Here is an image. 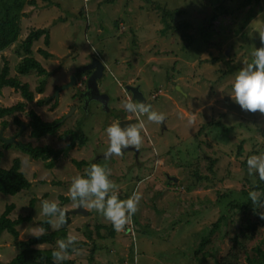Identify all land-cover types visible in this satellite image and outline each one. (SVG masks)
<instances>
[{
  "label": "rangeland",
  "instance_id": "1",
  "mask_svg": "<svg viewBox=\"0 0 264 264\" xmlns=\"http://www.w3.org/2000/svg\"><path fill=\"white\" fill-rule=\"evenodd\" d=\"M35 1L36 6L25 8L17 44L0 53V73L8 60L10 77L29 83L32 91H36L43 78L36 72L22 77L16 66L25 55L22 45L29 33L47 29L49 46L44 37L33 45L34 57L49 73L45 92L37 94L25 112L0 119V132L4 129V137L15 138L19 144L49 145L64 150L69 140L61 141L58 135L70 128L85 135L87 142L85 147L73 150L84 156L69 152L50 170L44 162L35 161L19 150L15 143L6 149L0 141V152L4 154L2 167L9 169L20 159L22 172L32 183L30 190L18 196L0 194V215L8 205L14 204L13 220L20 216L33 219L18 227V241L41 237L44 231L40 223L49 219L48 210L52 212L58 206L77 209L88 194L103 190L108 177L114 178L115 183L135 177L147 185L144 192L147 206L143 208L142 203V214L145 207L148 211L153 206L161 213L169 212L170 207L182 209L169 212L159 221L152 219V214L146 220H138L139 231L149 235L140 236L139 232L134 235L138 245L136 248L131 240V264H136L135 260L146 261L145 264H218L223 260L259 264L264 254V220L257 218L256 211L264 219V207L255 206L261 202L263 191L254 188L262 187L259 183L264 174V0H154L149 5L146 0ZM225 1V5L217 7L216 3ZM164 11L170 14L165 23L162 22ZM166 25L170 28L162 35ZM40 50L50 52L52 57L46 59ZM108 55L111 59H107V65H116L117 70L109 71L104 79L103 86L111 93L107 108L101 109L95 104L91 111L83 112L76 106L86 89L83 79L79 88L74 85L60 92L58 99L53 97L61 87L57 82L68 79L64 72L72 69L75 74L88 65L80 67V63H90L96 58L103 61ZM121 55L127 57L122 60ZM130 79L131 86L143 85L147 100L158 106L154 128L146 121L152 119L151 115L133 100L132 93H121L118 83L124 85ZM104 90L100 92H107ZM49 97H53L50 105H38L41 99ZM55 100L59 105L54 112L51 106ZM21 101L20 93L12 88L3 89L0 95L3 107ZM30 111L48 122L71 115L65 121L70 127H60L55 137L36 140L31 137ZM117 115L130 116L136 132L132 136H143L146 139L141 145L143 152L153 153V156L147 154L145 165L139 169L138 163L143 161L140 157L136 162V152H128L129 158L121 159L122 166H119L121 154L103 159L93 156L95 150L103 154L117 135ZM15 117L25 129L15 123ZM154 149L165 159L164 163H170L168 170L163 168L162 161L155 159ZM168 154L170 157H166ZM72 160L86 161L88 166L80 170ZM91 167L96 174L85 183L83 177ZM130 186L128 182L125 191ZM168 186L172 193L167 192ZM77 193L84 196L80 202ZM159 197L163 198L158 200ZM170 197H176L172 206L164 203ZM65 199H70L69 202L72 199L73 204L64 203ZM103 199L98 201L103 203ZM118 199L116 196L117 208L121 202ZM91 207L88 208L91 210ZM119 211L123 209L116 213ZM56 213L51 215L52 223L53 220L57 223L52 231L62 229L60 219L64 215ZM249 215L258 226L255 232L245 234L243 227ZM73 216H70L71 225L76 220ZM124 216L115 214L113 224L122 228ZM85 217L89 218V214ZM221 219L219 229L213 233ZM100 220L104 221L94 215L83 226L68 227V243H73L76 250L71 257L65 251L66 244L58 241L36 246L47 251L58 249L61 258L58 262L74 258L76 264H116V242L121 243L127 237L118 229L110 236L112 228H108L102 230L103 238H100L94 224ZM153 224L158 230L152 229ZM87 226L93 232V239L89 238ZM76 231L80 233L75 235ZM14 241L0 244V264H10L20 253ZM127 257H122L120 264H130Z\"/></svg>",
  "mask_w": 264,
  "mask_h": 264
},
{
  "label": "trees",
  "instance_id": "2",
  "mask_svg": "<svg viewBox=\"0 0 264 264\" xmlns=\"http://www.w3.org/2000/svg\"><path fill=\"white\" fill-rule=\"evenodd\" d=\"M48 1V0H47ZM151 1V2H150ZM154 0H146L147 4H151ZM109 3H112L111 1ZM227 2H220L216 3L217 7H220L222 5H225ZM28 6H36L35 0H0V53L5 52L6 50L13 47L17 42L19 41L21 34H22V19L25 16V8ZM167 15H170L169 13H166L164 11L162 22L165 23ZM168 28H170L169 25H166V28H163L161 30L162 35H166L168 33ZM45 38V44L46 46H49L50 44V34L47 29H36L32 30L27 38L23 41V51L25 53L24 56H22L20 62L16 66V71L18 74H20L22 77H28L32 73L36 72L39 77H42L43 80L41 81L40 86L36 89V91H32L31 86L29 83H23L20 79L17 77H10V63L8 60H5V66L3 67L1 73H0V95H2L3 89L5 88H12L16 92L20 93L21 97L23 98V101L17 103L14 106L11 107H3L0 106V119H4L6 117H12L17 113H23L26 110L27 104L32 103L35 100V96L37 94L41 95L45 92V85H46V79L49 77V73L46 71V69L43 67V65L36 60V58L33 55V45L35 42L39 41L42 38ZM42 56H44L46 59H49L52 57V54L46 50H40L39 51ZM18 56H21L18 53ZM264 65V63L262 64ZM87 73V72H86ZM85 74V73H84ZM50 104V101L48 102L46 99H41L38 102L39 106H46ZM59 101L55 100L54 104L51 106V110L54 111L58 108ZM28 117L30 118V124L29 127L31 128V137L36 140H41L44 138H50L55 137L58 135V132L61 127V121L57 120L55 122H47L43 120L40 115H38L35 111H30L28 113ZM15 123L18 125H21L23 128V123L18 119V117H15ZM5 126H8L7 123H4ZM59 140L65 141L69 140V143L67 147L64 150L61 149H54L52 146L46 145V146H38L33 147L31 144H16V147L30 156L35 161H42L46 164L47 169H54L56 167L57 162L60 160L61 156H68L69 152L71 150H74L77 146L83 147L86 145L87 137L83 134L78 133L77 131H74L72 129L64 131L62 134L58 135ZM4 143V142H3ZM4 147L6 149H11L10 144L7 145L4 143ZM4 157L3 152H0V194L5 196H18L19 194H22L32 188V183L30 180L26 177V175L22 172V161L20 159H16L14 161V164L11 168L6 169L2 167V159ZM72 163L78 168L82 169L84 166H88L86 161H76L72 160ZM96 171L91 167L89 172L84 175V182L89 183L90 179L94 177ZM141 181L140 179H138ZM137 181V180H136ZM138 182V181H137ZM136 182V183H137ZM259 184H263L262 187H255V191H263V196L261 199V202L257 204L255 207L263 206L264 207V174L262 177V180ZM258 185V184H257ZM78 202L81 201L83 198L82 195L76 196ZM105 199V203L102 206H94L90 211H88L90 217H92L94 214L99 219H103L104 221H97L95 222V233L100 238H103L102 230H107L108 228H112V230L109 232L110 236H114L116 233V230L118 229V224H113V216L115 214L119 215L120 213L116 210H121L122 207H124V204L120 203V206L117 208L115 205V200ZM119 198V197H118ZM120 200V198L118 199ZM70 199H65L64 203H68ZM56 208H59L56 207ZM125 208V207H124ZM16 206L14 204H10L6 207V210L4 213L0 215V238L2 237V240L0 241V244H4L6 242H12V240L17 241V250H20V253H18V256L11 261L10 264H73L70 261H61L58 262L60 258L59 250H49L47 249H41L39 246L36 245H53L57 241L60 244H66L65 251L68 255H71L74 253V247L73 243H68L69 236L67 233V229L71 224V219L67 217L66 215L62 216L60 219V224L62 229L58 231H52V219L51 217L40 223L41 229L44 231L41 237H38L36 240L31 239L27 242L18 241L20 237V233L18 230V227L20 225H23L24 223L31 222L33 219L31 217H22L20 216L16 220H13L11 218V215L15 211ZM255 212V211H254ZM260 211H256V214H258L257 218L259 220H264L263 217L259 214ZM252 214V213H251ZM63 215V213H61ZM249 219H247V225L243 227V232L245 234L255 232L257 230L258 223L256 224L252 223L251 216H248ZM122 221V219L120 218ZM223 219L218 221L214 227L213 233L219 229V226L221 224ZM243 226V225H242ZM89 233V238L93 239L92 235L93 232L91 231L90 226L86 227ZM9 233L13 238L9 235ZM147 232L144 234L146 235ZM7 235V238L5 239V236ZM14 241V242H15ZM234 241L238 242L237 238H234ZM36 246L35 248H33ZM59 246V245H58ZM22 250V252H21ZM261 260L259 264H264V254H262ZM58 260V261H57ZM252 263V262H251ZM250 263V264H251ZM218 264H237L230 260H223L222 262H219ZM256 264V263H255Z\"/></svg>",
  "mask_w": 264,
  "mask_h": 264
},
{
  "label": "crops",
  "instance_id": "3",
  "mask_svg": "<svg viewBox=\"0 0 264 264\" xmlns=\"http://www.w3.org/2000/svg\"><path fill=\"white\" fill-rule=\"evenodd\" d=\"M55 7V6H54ZM133 53L131 52L130 53V55H132ZM127 56H125V55H121L120 56V58L123 60V59H125ZM111 59L110 58V56L108 55V57L105 59L104 58V60L102 61L103 63H104V65H105V71H104V76H103V78L101 79V81H99V88L100 89H106V90H104V91H107V92H103V94H106V95H108L109 96V100L108 101H106L107 102V106L105 107V108H107L108 106H109V103H110V101H111V96H110V92H109V90L107 89V87H105V86H103L104 85V79H105V77L107 76V73L109 72V71H111V70H113L114 68H116V70H117V66L116 65H112V64H110V65H107V59ZM113 59H115V57L113 58ZM116 63H118V61L116 62ZM85 64H89L87 61H85V62H82V63H80V67H82L83 65H85ZM120 70V69H119ZM69 72H64L65 74H67L68 75V79L67 80H65V81H63V82H60V83H58L57 82V85H60V86H62V85H64L65 83H68L69 81H70V79H71V77L73 76V75H75L74 74V71H72V69L71 70H68ZM82 79H83V81L84 80H86V75H83L82 76ZM132 81V82H131ZM118 82H120V81H118ZM132 83H133V80H129V82H127V84H125L124 83V85H122V83L120 84V83H118L119 85L118 86H120L121 88V93H124V94H126L125 93V91H127V86L128 85H132ZM122 85V86H121ZM81 85H78V86H76V88H79ZM140 87V91L143 93V95L146 97V99H147V96L145 95V93L147 92V89L146 88H143L144 86L143 85H141V86H139ZM71 89V88H70ZM70 89H68V90H70ZM67 91V90H66ZM63 92V91H62ZM61 92V93H62ZM129 92V91H128ZM53 97H55V95L53 96ZM71 97H72V95H71ZM128 98L130 97V96H127ZM73 101V100H72ZM75 101V100H74ZM152 103H153V109H154V111L158 108V106H157V104H155V102H153V101H151ZM88 103H84V101H83V99L82 100H79V104L78 105H76L78 108H80L83 112L84 111H91L92 109H93V106L95 105V104H98L99 106H100V108L101 109H103L104 107V105L102 106L99 102H97V101H90V103L87 105ZM106 104V103H105ZM60 108H61V106H60ZM97 108V107H96ZM104 108V109H105ZM58 109V108H57ZM76 110H77V108H76ZM75 110V111H76ZM56 110H54V112H55ZM108 111V113H109V110H107ZM156 112V111H155ZM147 115H149L148 113H146ZM71 116V115H70ZM151 117H152V119H146V121H147V123L148 124H150L153 128H154V124L157 122V114H156V116H152L151 115ZM111 118H113V116H111ZM117 119L119 120L118 121V131H119V124H120V122L122 121V120H130L131 121V118H130V116H127L126 117V115L125 116H120V115H117ZM155 119V120H154ZM113 120H115V119H113ZM48 122V121H47ZM133 122V121H132ZM134 128H135V125H133L132 126V128L130 129V128H128L127 129V133L125 134V136L122 138V140H121V144L122 143H124L123 145H125V146H132V147H135L136 149H137V152L136 151H134V150H131V151H125V152H123V151H121V150H115L114 152H113V155H115L116 157H119V155L118 154H121V157H119L120 159H119V166H122L123 164L122 163H120L121 162V159H124V157H127L126 156V154L128 153V152H132V154H133V152H136L137 153V158H136V162H137V160L140 158V157H142V161L143 162H139L138 163V169L139 168H141L142 166H144L145 165V163L146 162H144L147 158H148V156L150 155V156H153V153L151 152V154L149 153V152H143V150H144V148H141V145L144 143V141L146 140V139H144L143 138V136H141L140 135V137H137V136H135V137H133L132 135L135 133L136 134V132L134 131ZM110 129V128H109ZM115 139H116V136H115V138H114V140L112 141V143L107 147V149H106V151L104 152V153H107V152H109L108 150L110 149V147L115 143ZM137 142H140V143H138L137 144ZM83 147H85V146H83ZM76 148H80L79 146H77ZM75 148V149H76ZM116 151H120V152H116ZM79 153L81 156H84L85 154L84 153H81V152H78V150H75V151H73V150H71V153ZM154 152L156 153V157H155V159H157L159 162L160 161H162V166H163V168L165 169V170H168V168L170 167V163H168V164H166V163H164V158H161L160 157V155H159V153H158V151H156L155 149H154ZM103 153V154H104ZM103 154H101V153H99L98 152V150H95V152L93 153V156H94V158H96L98 155H103ZM108 154V153H107ZM147 154H149V155H147ZM113 155L112 156H110V157H113ZM107 157H109V156H107ZM166 157H170V154H168ZM129 157H127V159H128ZM103 159V158H102ZM167 159V158H166ZM99 163H101V162H98V164ZM148 166V165H147ZM114 175H117V174H114ZM118 176H120V175H118ZM115 177V176H114ZM176 178V177H175ZM108 181L109 182H105V183H103V190H100V191H98L96 194H94V192L91 194H88L87 196H86V198L84 199V201H83V207H84V209H86L87 211H90V209L88 208L89 207V205H92V207H94V206H102V205H104V203H105V199L107 200L108 198L107 197H109L111 200L112 199H114L115 200V197L116 196H118L119 198H120V203H122V204H124V207H122V209H123V211H119V213L121 214V213H123V216H124V218H125V223H123V224H121L123 227L122 228H119V225H118V230L120 231V232H123L124 234H125V237H127V238H125V239H123L122 241H121V243L119 242V241H117L116 242V244L118 245V247L117 248H114V253L115 254H117V256H114V258L116 259V264H120V259H122V257L124 258V257H127V255H128V259H129V263L131 264L132 263V258H131V249H129L130 248V246H131V240H133V243H135V246H136V248H137V240L135 239V238H137L136 236H134V235H136V233H140V236H142V235H144L145 234V232L144 231H141V229H140V231H139V229L137 228V225H138V220H141V219H147V218H150V217H148L150 214H152V219H158V221H159V219L161 220V219H165L168 215H169V212L170 213H172V211L174 210L175 212L176 211H180L182 208H177V206L175 207V208H173V207H170L172 210H169V212L167 211V212H159L158 210H157V208L155 207V206H153V208L152 207H149L148 208V211H146L147 210V207H145V209H144V212H145V214H142L141 213V210H142V208H141V206H142V203H143V208H144V205H146L147 206V204L146 203H144V201H145V199H144V192L146 191V188H147V185H145V183H143L144 182V180H142V181H139V182H135L136 181V178L135 177H133L131 180L130 179H127V180H124V182H122V183H115V181H114V178H112V180L110 179V177H108ZM128 182H130L131 183V186L125 191V187L127 186V183ZM116 185V187H114V184ZM118 184V185H117ZM105 185V186H104ZM169 187L170 186H168V190H167V192L168 193H172V191L173 190H171V192L169 191ZM114 188H116L115 189V191H113V192H111V190L112 189H114ZM165 191V190H164ZM164 191L161 193V195L162 194H164ZM102 192H103V194H102ZM104 193H105V195H104ZM111 193V194H110ZM77 195H79V193H77ZM76 195V196H77ZM84 197V196H83ZM100 198H104L103 200H104V202L103 203H101L100 201H98V200H100ZM163 198V197H162ZM161 197H159L158 198V200H160V199H162ZM171 199L170 200H168V201H166V202H164L165 204H167L168 206H172L173 204H175L173 201H174V199L176 198V197H170ZM71 201L72 202H69V204H73V200L71 199ZM161 202V201H160ZM79 204V203H78ZM98 204V205H97ZM78 207H79V205H78ZM86 207V208H85ZM91 207V208H92ZM157 207L159 208V206L157 205ZM59 208H62V207H59ZM59 208H57L56 210H53L52 212H50L49 210H48V215L51 217V215L53 214V212H57L56 214H61L62 212H59L58 211V209ZM150 208H151V210H150ZM49 209V208H48ZM64 209V208H63ZM76 209V208H75ZM177 209V210H176ZM66 210V209H65ZM67 211H72V210H67ZM149 211H152V212H149ZM63 215H65L64 213H63ZM72 215H74L73 217H75L76 218V220L73 222V224L71 225V226H75L74 224H79L80 226H83L84 224H85V222L87 221V219H90L91 220V217H90V215H89V218H86L85 216H83V215H79V214H70L69 216H67V217H69L70 218V216H72ZM95 215V214H94ZM93 215V216H94ZM49 217V218H50ZM95 217H96V215H95ZM51 219H52V217H51ZM71 219V218H70ZM151 219V220H152ZM85 221V222H84ZM71 223H72V221H71ZM154 224H157V222H154ZM153 224V226H152V229L153 230H158L157 229V226H155ZM57 225V223L53 220V223H52V226H51V228L52 227H55ZM135 225H136V228H135ZM139 228H140V224H139ZM78 233H80V231L78 232V231H76L75 232V235H78ZM143 233V234H142ZM146 235H149V233L148 234H146ZM36 237V236H35ZM75 250V249H74ZM75 252H76V250H75ZM132 254H133V252H132ZM74 254H72V255H69V257H71V256H73ZM71 261H72V263L74 262V258L73 259H70ZM70 261V262H71ZM135 262H137L136 264H145L146 263V261H136L135 260ZM73 264H76V263H73Z\"/></svg>",
  "mask_w": 264,
  "mask_h": 264
},
{
  "label": "water",
  "instance_id": "4",
  "mask_svg": "<svg viewBox=\"0 0 264 264\" xmlns=\"http://www.w3.org/2000/svg\"><path fill=\"white\" fill-rule=\"evenodd\" d=\"M93 61V62H92ZM84 69H82L81 71H85L88 73L89 77L85 80L86 81V89H85V93L84 94H80V98L84 99V96L87 95V93L90 91L91 88L95 89V93L97 94L96 97L94 98H89L92 99L91 101H97L100 102L101 104H105L106 101L109 100V96L106 94H103L100 92L99 89V81H101V79L104 76V71H105V65L104 63L96 58L94 60H92ZM77 82V78L75 76H72L70 79V82L66 85L61 86L56 95L58 96L60 94V92L62 91H66L70 88H72ZM127 91L131 92L133 95V100H135L143 109L146 113L152 115V116H156V113L153 109V103L151 101H148L146 99V97L143 95V93L140 91V87H134L131 85L127 86ZM178 89L180 90V88L178 87ZM105 106V105H104ZM70 116V115H69ZM69 116L67 118H64L62 121L64 122L66 119L69 118ZM159 121L161 123H163V118H160ZM132 124L133 122L130 120H122L119 124V131L116 135V139H115V143L110 147L108 155L107 156H112L113 152L115 150H121L123 152L125 151H131L134 150L137 152V149L135 147L132 146H125L121 144V140L122 138L125 136V134L127 133V129L128 128H132ZM23 129H25V127L23 126ZM0 141L4 142L5 144L9 145V144H18V142L16 141L15 138H10L7 139L4 137V129L3 131L0 132ZM105 156V157H107ZM173 180L176 182L177 178H173ZM83 201H81V203L79 204V207L77 209H74L72 211H67L63 208H59L58 211L64 213L66 216H69L70 214H79V215H85L88 216V211L86 209H84L83 207Z\"/></svg>",
  "mask_w": 264,
  "mask_h": 264
},
{
  "label": "flooded vegetation",
  "instance_id": "5",
  "mask_svg": "<svg viewBox=\"0 0 264 264\" xmlns=\"http://www.w3.org/2000/svg\"><path fill=\"white\" fill-rule=\"evenodd\" d=\"M92 61V60H91ZM85 73V74H84ZM83 75H86V79L89 77V75H88V73H86V72H83V71H81L80 70V72L79 71H77V73H76V75H73V76H75L76 78H77V82H76V84H75V86H78V85H80L79 83H80V80L82 79V76ZM85 81V80H84ZM81 86H82V84H81ZM134 86V85H133ZM139 86V85H138ZM86 91H83L81 94H84ZM97 96V94L95 93V89L94 88H91L90 89V91L87 93V95H85L84 96V103L86 104V103H90V101L92 100V99H89V98H94V97H96ZM58 97H59V95L58 96H55V98H57L58 99ZM51 98H53V97H49V98H46V100L49 102L50 101V104H51ZM100 103V102H99ZM50 104H48V105H50ZM54 104V103H53ZM87 104V105H88ZM101 104V103H100ZM102 106H103V104H101ZM105 106H103V107H106L107 106V102H106V104H104ZM47 106V105H46ZM65 116V115H64ZM64 119V117L63 118H61V119H58V120H60L61 122V127L62 126H65V125H68V124H66L65 123V121L67 120H65L64 122L62 121ZM69 126V125H68ZM77 126V125H76ZM70 127V126H69ZM68 130H70V128L68 129ZM19 144V143H18ZM70 153H71V151H70ZM108 154H106V155H103V156H101V155H98L99 157H105V156H107Z\"/></svg>",
  "mask_w": 264,
  "mask_h": 264
},
{
  "label": "built area",
  "instance_id": "6",
  "mask_svg": "<svg viewBox=\"0 0 264 264\" xmlns=\"http://www.w3.org/2000/svg\"><path fill=\"white\" fill-rule=\"evenodd\" d=\"M87 3L90 2L91 0H85Z\"/></svg>",
  "mask_w": 264,
  "mask_h": 264
}]
</instances>
